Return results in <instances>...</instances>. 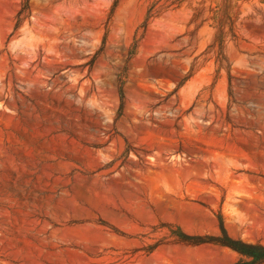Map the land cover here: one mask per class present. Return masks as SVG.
<instances>
[{
  "label": "rangeland",
  "instance_id": "1",
  "mask_svg": "<svg viewBox=\"0 0 264 264\" xmlns=\"http://www.w3.org/2000/svg\"><path fill=\"white\" fill-rule=\"evenodd\" d=\"M36 89V90H35ZM264 244V0H0V264H226Z\"/></svg>",
  "mask_w": 264,
  "mask_h": 264
},
{
  "label": "trees",
  "instance_id": "2",
  "mask_svg": "<svg viewBox=\"0 0 264 264\" xmlns=\"http://www.w3.org/2000/svg\"><path fill=\"white\" fill-rule=\"evenodd\" d=\"M170 242L184 245L196 246L212 243L226 246L240 255V258L232 263L226 264H264V244L248 243L240 239L230 237L223 223L219 222V234H188L183 231H173Z\"/></svg>",
  "mask_w": 264,
  "mask_h": 264
},
{
  "label": "bare ground",
  "instance_id": "3",
  "mask_svg": "<svg viewBox=\"0 0 264 264\" xmlns=\"http://www.w3.org/2000/svg\"><path fill=\"white\" fill-rule=\"evenodd\" d=\"M36 90V89H35Z\"/></svg>",
  "mask_w": 264,
  "mask_h": 264
}]
</instances>
